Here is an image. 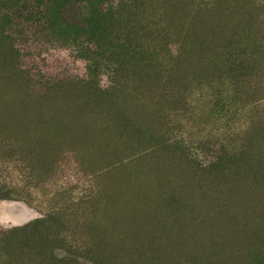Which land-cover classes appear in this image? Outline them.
Segmentation results:
<instances>
[{"label":"rangeland","instance_id":"rangeland-1","mask_svg":"<svg viewBox=\"0 0 264 264\" xmlns=\"http://www.w3.org/2000/svg\"><path fill=\"white\" fill-rule=\"evenodd\" d=\"M0 264H264V0H0Z\"/></svg>","mask_w":264,"mask_h":264},{"label":"trees","instance_id":"trees-1","mask_svg":"<svg viewBox=\"0 0 264 264\" xmlns=\"http://www.w3.org/2000/svg\"><path fill=\"white\" fill-rule=\"evenodd\" d=\"M91 5H92V7H91V11H90V16H91L92 20L94 21V26L97 25L98 27H100L104 31L108 30L109 26H110V25H108V22H109L108 16H107L108 13H105L103 11V9H101L100 7L94 6L93 3ZM94 38H95V40H92L91 43L94 44V42H95L97 44V46L99 47V49H102V46H104V44H106L107 40L102 38V37H99V35L97 37H94ZM32 226H34V224L28 225L27 228H30Z\"/></svg>","mask_w":264,"mask_h":264},{"label":"bare ground","instance_id":"bare-ground-1","mask_svg":"<svg viewBox=\"0 0 264 264\" xmlns=\"http://www.w3.org/2000/svg\"><path fill=\"white\" fill-rule=\"evenodd\" d=\"M1 79H2V78H1ZM26 111H27V110H26ZM88 124H90V123H88ZM93 125H94V124H93ZM95 126H96V125H95ZM87 132H88V131H86V134H87ZM89 132L92 133L91 130H89ZM93 134H94V133H93ZM91 136H92V135H91ZM158 178H159V177H158ZM126 181H127V179H126ZM145 191H148V190H145ZM155 192H156V191H155ZM120 193H121V192H120ZM122 193H123V192H122ZM145 193H146V192H145ZM145 193H144V195H145ZM147 194H148V193H147ZM153 196H154V195H153ZM117 197H118V196H117ZM151 197H152V196H151ZM154 197H155V196H154ZM147 199H149V197H148ZM115 202H116V201H115ZM147 205H148V204H147ZM147 205H146V206H147ZM118 206H119V205H118ZM152 214H153V213H152ZM151 216H152V215H151ZM162 218H163V217H162ZM138 233H139V232H138ZM198 246H199V245H198ZM189 247H190V245H189ZM187 249H188V248H187ZM194 251H195V250H194Z\"/></svg>","mask_w":264,"mask_h":264}]
</instances>
